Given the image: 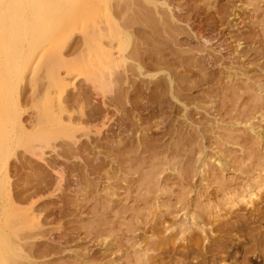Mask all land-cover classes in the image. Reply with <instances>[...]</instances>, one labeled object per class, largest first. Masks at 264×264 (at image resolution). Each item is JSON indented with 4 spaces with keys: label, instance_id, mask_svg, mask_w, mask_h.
<instances>
[{
    "label": "rangeland",
    "instance_id": "374dc122",
    "mask_svg": "<svg viewBox=\"0 0 264 264\" xmlns=\"http://www.w3.org/2000/svg\"><path fill=\"white\" fill-rule=\"evenodd\" d=\"M161 1H110L129 36L126 60L104 75L100 92L92 73L68 78L75 84L63 102L80 127L76 141L15 152L11 192L36 219L29 229L0 216L18 249L5 248L0 231V264H238L253 257L244 238L264 234V215L261 224L254 217L264 213V0ZM54 15L53 23L70 27L64 58L87 60L84 29L91 32L92 22L68 26L70 19ZM30 78L21 84L29 126L36 116ZM215 244L231 257L222 259Z\"/></svg>",
    "mask_w": 264,
    "mask_h": 264
},
{
    "label": "bare ground",
    "instance_id": "6f19581e",
    "mask_svg": "<svg viewBox=\"0 0 264 264\" xmlns=\"http://www.w3.org/2000/svg\"><path fill=\"white\" fill-rule=\"evenodd\" d=\"M110 1L0 0V216L5 215L4 220L7 218L6 216H9L8 218L15 216V220L9 219L15 222L11 221V223L7 221L8 218L6 219L7 222H10V224L8 223L9 226L19 220L23 227L29 228L34 225L36 219L31 207H16V199L11 192L9 169L15 152L20 148L34 155L36 148L41 149L43 145L50 146L51 141L58 138L69 139L74 142L75 134L80 127L74 124L75 120L71 119L63 102L68 87L75 84V79L70 82L68 78L73 74L75 76L86 75L88 78V73H92V82L96 81L97 78L100 81L97 83H101V86L99 85L100 87L97 88L99 91V88L105 86L102 85V83L104 84L102 80L104 75H113L112 72L125 63L124 50L128 43L124 46V42L129 36L115 21L110 10ZM158 4L165 5L166 3L163 0ZM56 13L61 15V20L70 19L68 26L74 25L76 21L92 22L91 32L87 31L86 27L84 29V36L91 45L87 46L90 56L85 61H79L80 64L72 63L71 60L64 58V47L68 42L70 27L65 28L60 23L58 24L61 26H56L58 20L53 23L54 20L52 19ZM89 33H92V36H89ZM105 39L108 45L103 43L106 41ZM113 40H116V47L111 43ZM26 74L31 76L28 85L32 95L33 103L32 101L31 103L36 115L35 121L30 126L26 124V120L24 121L23 118L25 107H23L21 97V84ZM42 79L44 82L41 81ZM40 81L43 83L40 84ZM104 126L105 123L103 122L99 125L95 124L94 132L100 133ZM263 215L262 212L254 215L260 224L264 218ZM2 217L0 218L2 219ZM4 220L3 222L0 221V231L2 223H5ZM7 222L5 223L6 229L9 228ZM239 223H241V227V225L246 224V220ZM238 227L237 224H232L227 228L233 230L238 229ZM246 231L245 233L249 231V228ZM1 235L3 239L4 237L8 239L6 232ZM3 239L1 238V241L5 242V244L2 242L6 245L5 248L11 251L18 250L9 239ZM244 240L253 244L251 245L253 253L252 250L250 251L253 257H245L238 264H246L247 262L249 264H264V234L262 231L259 230L254 234L250 232ZM2 243L0 242L1 245H3ZM223 245L216 246L215 244V247H212L217 253L224 254L222 259L230 258L229 250L226 251ZM248 249L243 247L244 253H242L247 254ZM4 250L1 251L4 252ZM3 259L1 258L0 261ZM192 264H201V262L198 260Z\"/></svg>",
    "mask_w": 264,
    "mask_h": 264
}]
</instances>
